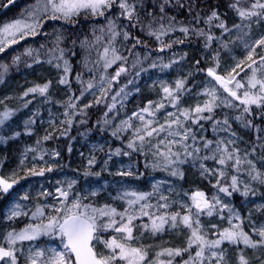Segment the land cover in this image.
I'll list each match as a JSON object with an SVG mask.
<instances>
[{
  "label": "rangeland",
  "instance_id": "374dc122",
  "mask_svg": "<svg viewBox=\"0 0 264 264\" xmlns=\"http://www.w3.org/2000/svg\"><path fill=\"white\" fill-rule=\"evenodd\" d=\"M139 1L146 2V0ZM129 3L134 5L131 0H129ZM158 3L161 8L164 0H158ZM167 5L164 4V7ZM247 5V2H244L242 6L247 7ZM134 6L135 10H138L137 5ZM16 9L13 11L14 18L2 22L0 26V47L2 48L15 44L26 35H32L33 28L36 33L40 29L41 20L50 16V13L47 15L44 13V0H30L29 3L17 6ZM106 10H112L116 17H120L121 9L118 3L104 11ZM122 18L125 19L124 16ZM134 18L135 16L133 20ZM17 20L31 26V28H22V31L17 32L15 36L3 33L2 30L6 25L13 24ZM242 23L250 24V27L240 29L232 27L230 31L224 32V37L217 42L215 47L206 49L207 71L211 68L220 76L230 78L229 74H231L235 77L236 71L250 61L247 59L249 51L255 48L254 58L260 54V49H264V47H258L255 44V41L264 36V19L254 17L251 21L242 22L240 20L238 24ZM101 29L104 31L102 32ZM101 29L98 31L99 34H107L113 37L108 31V25ZM125 29L126 25L121 29L116 27L115 31L118 33L121 30L118 33L121 36L122 31ZM14 39L15 43L12 42ZM103 49L99 59H101L102 65L106 67L105 48ZM108 49L107 58L112 59V48ZM7 60L5 61V58L0 59V65L4 61L6 63ZM117 61L106 68L112 67ZM179 63L181 64L180 68L177 66L164 67L162 61L156 63L155 67L151 69V73L146 75L142 84L146 98L142 105L133 111L125 114L120 105L121 100L115 96L109 109L118 115V118L114 119L116 129L113 130V133L118 135L117 138L122 147L120 152H104L103 157L100 158V152L106 146L104 140L98 139L87 143L86 149L80 150L78 157L80 161L85 160L84 165L90 174L83 173L80 163L75 168L76 173L62 169L58 163L59 160L56 159V152L52 149L48 140L53 134L67 130L76 111L93 103L100 91L102 93L106 86V80H102L93 86L85 95L73 98L66 92L67 84L59 82L62 78L61 71L64 65L55 63L52 60L44 61L40 59L38 62H34L29 70L35 74L36 86H43V84L50 82L48 91L44 95H40L38 92H30L29 89L34 87H26L25 84H20V87L15 86L8 80L9 77L4 79L3 74L1 75L0 121L2 123H0V135L8 137L13 144L14 153L11 158L14 159V163L9 162L8 167L0 165V179L12 184L11 189L4 192L9 193L11 198L0 213V247L9 248L6 238L9 232H20L29 224L33 226L41 223L47 224L50 216L62 214L57 213L56 208L64 209L65 204L70 207L72 200L79 198L82 205L89 206L87 209L89 212L92 208H104L106 205L115 208L117 213H124L125 209H128L127 215L135 217L132 221V234L135 239L121 242L144 250L146 260L142 264H168V261H171V264H179L173 260L177 256L174 254V250L188 247L190 229L183 224H180L178 228H173L170 217L176 213H180L181 216L188 214L187 209L182 205L191 208L192 195L197 191L202 192L193 186V173H198L199 176L205 179H213L215 185L219 180L220 183L210 198L206 196L205 198L212 201L213 195H216L223 204L228 205V208L223 211L220 210V205H217L212 217L206 214L200 217L204 225V231L207 232L206 239H218L220 231L225 228L231 229L233 224L240 226L243 222H246L251 233L257 235V239H260L257 230L264 227V218L261 217L264 210V149L246 143L241 134L231 131L230 123H228L230 125L229 131L221 130L227 125H224L223 121H219V125L216 124L214 111L229 108L223 104L214 108L211 114L213 119L211 120H199L195 124L192 123L191 119L184 120L178 109L170 103L171 98L163 92L164 87L175 88L176 81L184 80L189 74L188 61L184 56L180 58ZM260 63L261 61L256 63L253 68H258ZM238 64L240 67H237ZM56 65H59V67ZM233 69H235L234 72ZM262 73H264V69L257 72V77L260 78ZM250 76L251 69L242 81L237 80L235 77V80L229 85L237 91L238 96L241 98L245 90L250 93L258 92L259 86L256 89L247 87ZM236 81H240L244 87L236 89ZM211 87L217 89L218 97L226 98L231 104L239 103V99L232 100L212 77L207 76L203 80L202 87L195 92L190 93L186 88L187 91L180 97L179 109L194 110L198 103L202 106L206 100L210 99L204 94L205 89ZM103 95L109 96L110 93L107 90L105 93L103 92ZM69 104L74 105V107H69ZM159 104H163L164 107L157 109ZM144 108H148L150 112H155V115L150 116L148 113L142 112ZM169 112L175 115L168 117L167 113ZM5 113L8 114L7 117L4 116ZM134 113L144 115L145 122L152 121V127L165 124L166 119L172 120L179 117L187 128L191 129L189 139L184 142L191 146L187 151H192L193 147H199L201 149L200 157L210 156L212 153L203 149L204 142L212 141L210 147L215 149L217 147L216 142L221 141L220 146L227 148L229 151L232 148L239 149L235 155L240 157L241 163L235 165L233 159L229 161L228 166L223 167L213 159L194 160L192 157L186 156L184 147L179 143L160 145V151L165 153L166 159L165 156H161L157 152L155 147L166 133H161L160 136L154 135L151 138L146 137L145 142L141 144L136 137L135 130L143 128V122L137 119ZM222 113L225 116L227 115L226 112ZM202 115L207 116L210 114L203 113ZM130 117L131 120H129ZM126 120L129 121L131 127L123 123ZM7 121H9L6 124L7 127L3 126ZM175 127L173 125V128ZM179 130L184 131V129ZM192 136H195V141H193ZM174 139L179 140V137ZM229 140L235 141V143L230 144L228 143ZM130 142L135 143L136 150L128 147ZM168 147H171L172 152L176 155H168ZM125 153L128 154L125 155ZM181 161L184 162L181 163ZM248 161H251L252 164H249ZM201 163L209 169L216 170L214 174H202ZM15 164L27 173V176L23 175L22 180L18 179V172L13 168ZM253 165L255 170H253ZM221 169L225 173L223 176L220 175L219 170ZM173 170H176L178 174L173 175ZM41 171L43 175L38 174ZM143 171L147 173V188L138 184ZM80 174L83 175V178ZM234 176L236 177V187L238 189L236 191L232 189ZM253 177L259 178L254 179ZM69 184H71V187H69ZM219 187L227 188L231 195L220 192ZM58 189L69 193L67 201H64V198L60 196ZM246 190L247 195H244L243 193ZM0 192L3 191L0 190ZM92 193H95V195ZM132 193L136 195H131ZM137 195H143L144 199L137 200ZM25 196L28 198L24 199ZM129 201H136V203L130 204ZM212 202L214 203V201ZM14 208L21 215L9 219ZM37 208L42 209L43 216L33 217V213L36 212ZM191 210L195 212L194 208ZM232 213H238L240 219H236L232 216ZM127 215H125L123 221L120 215L111 217L117 222L112 228L119 227L121 223H127ZM161 216L165 217L168 223L165 224L162 231L153 233L151 231L152 221L156 220L159 223V217ZM100 218L103 217L97 215V219ZM229 219L232 220V224H229ZM16 222H22L25 226L15 230L12 227ZM212 224L217 227L212 228ZM145 225L148 227L146 228ZM112 228L107 229L112 233L109 236H100V239L93 240L94 251L108 254L110 250L105 247L103 241L125 235L113 231ZM59 245L60 240L58 237L41 234L35 240L16 242L12 249L16 257V264H28L29 249L34 252L52 247L59 248ZM169 249L173 250V255L168 254L167 250ZM220 250L224 251L225 264H239L241 256L248 261V264H261V261L264 260V247L252 248L246 246L243 242L235 244L225 242L222 244L221 249L217 251ZM189 251L195 255L196 247L193 246ZM118 263L120 264V262ZM2 264H12L11 258H7ZM121 264H123L122 261ZM204 264H208V262L205 261ZM213 264H215L214 261Z\"/></svg>",
  "mask_w": 264,
  "mask_h": 264
},
{
  "label": "trees",
  "instance_id": "16d2710c",
  "mask_svg": "<svg viewBox=\"0 0 264 264\" xmlns=\"http://www.w3.org/2000/svg\"><path fill=\"white\" fill-rule=\"evenodd\" d=\"M8 1L10 0H0V8ZM29 1L19 0L11 6L0 17V26L2 22L14 18L13 11L17 10V6L29 3ZM131 2H134L138 8L135 10L134 20L126 19L125 21L122 18L121 10L120 17H116L112 10L104 11V16H92L89 13L86 17L84 13H81L73 17L74 23L65 22L63 19L45 18L41 20L40 29L35 34L26 35L20 41L0 51V59L5 58V61L8 59L6 63L4 61L0 65V79L3 74L4 79L9 77L8 80L18 87L20 84H25L26 87L36 86L35 74L29 70L34 62L40 59L52 60L64 65L61 75L66 77L68 81L66 92L73 98L85 95L91 89L88 88L89 84L95 86L102 80H106V86L102 93L100 91L93 103L76 111L67 130L53 134L48 140L56 152V159L59 160L60 167L68 172L76 173L75 168L80 163L83 173L90 174L84 165L85 160L80 161L78 154L80 150H85L87 143L91 141L104 140L106 146L100 152V158L103 157L104 152H120L122 144L117 138L118 135L113 133V130L116 129L114 119L118 118V115L109 109L114 100L113 97L116 96L121 100L120 105L125 114L140 107L146 98L142 84L146 75L150 74L151 69L155 67L154 65L162 61L164 65L180 68L179 60L183 56L188 61L190 70L184 79L185 88H188L190 93L195 92L202 87L203 80L208 76L205 60L206 49L215 47L225 34L223 29L217 25L222 21L230 29L240 22L237 12L230 7L235 0H169L163 13L160 11L158 0H146V2L131 0ZM244 2L245 0H241L239 6L244 7L242 6ZM246 2L248 5L244 8L250 7L254 0H246ZM213 11H216L219 20L213 18L209 22L208 17ZM109 20L115 22L117 29L126 25L121 36L116 35L113 38L107 34L98 33L99 29L108 25ZM132 24H136V26L132 27ZM149 24L153 31L167 30L170 27L172 30L166 31L160 36V40H157L155 36L148 35ZM181 27L189 28L187 35L179 30ZM193 29L203 30L204 34L198 35ZM124 32L129 33L128 39L124 38ZM208 35H212L213 40L208 41ZM98 37L99 39H97ZM137 40L141 43H137ZM179 40H183V43L177 42ZM168 44H171V47H167ZM134 45L135 47H133ZM103 48H115L117 53L126 59L118 60L112 67L106 68L99 59ZM262 55H264V49H260V54L253 59L258 63ZM65 61H67V65H65ZM251 63L252 61H248L236 71L234 75L237 80L242 81L247 76L250 71L248 65ZM65 67L68 69L67 72ZM121 67L125 71L117 77L116 73ZM121 88H124L123 92L120 91ZM107 90L110 95H103V92L105 93ZM82 91L83 95H81ZM97 100L100 102L97 103ZM233 105L235 107L215 110V119L217 121L227 119L231 125V131L241 134L246 143L264 149V107L249 105L250 112L245 113L243 112L244 105L240 102ZM222 112H226L227 115L225 116ZM237 116H241L242 120H237ZM9 121L3 126L7 127L6 124ZM13 153L14 147L10 139L5 135H0V165L8 167L9 162L14 163V159L11 158ZM130 154L132 155V153ZM13 168L18 172V179L22 180L23 175L27 176V173L17 164ZM80 176L83 178L82 174ZM146 180L147 173L143 171L138 184L147 188ZM192 181L193 186L208 198L217 187H214L213 179H205L198 173H193ZM10 198L9 193L0 192V213ZM239 208L241 209V207ZM241 212L243 213L242 210ZM261 217L264 218V210ZM101 220L107 223L109 218L98 219V221ZM24 226L25 224L22 222H16L12 228L17 230ZM240 228L252 239L259 240L257 235L251 233L246 222H243ZM110 234L112 233L109 230H98L95 235L100 239V236L106 237ZM189 253V250L181 251V254L175 256L173 260L176 263L184 264L190 259ZM191 255L194 256L192 253Z\"/></svg>",
  "mask_w": 264,
  "mask_h": 264
},
{
  "label": "snow or ice",
  "instance_id": "6c2138e0",
  "mask_svg": "<svg viewBox=\"0 0 264 264\" xmlns=\"http://www.w3.org/2000/svg\"><path fill=\"white\" fill-rule=\"evenodd\" d=\"M169 0H164V4H168ZM246 2V0H245ZM121 9V15L124 16L125 19L131 21L135 14V6L129 3V0H44V13L47 15L50 13L49 18L51 19H63L65 22L74 23L73 17L79 15L81 12L87 17L90 13L92 16H104L105 9L111 8L113 5L117 4ZM164 4L161 5L160 11L163 13L165 11ZM241 0H235L234 3L230 5L232 9H234L240 20L243 21H251L252 18L264 19V0H254L250 4V7L244 8L240 7ZM183 7V5H180ZM149 15H152L149 13ZM155 18V17H153ZM213 18L219 20V16L217 15L216 11L211 13V16L208 17V21L210 22ZM174 19V18H173ZM132 27H135L136 24H132ZM117 25L113 20H109L108 23V31L112 34L113 38L118 35L115 31ZM217 27L223 29L224 32L230 31L225 24L221 21ZM237 29L240 28H247L250 27V24H236L234 25ZM22 28H31V26L23 24L22 21L17 20L13 24H8L2 30L3 33L13 35L17 32H21ZM148 35H153L156 37L157 40H160V36L165 34L166 31L172 30L171 27L167 30L162 31H153L151 30V25H148ZM163 29V26H162ZM181 32L185 33L186 35L189 32V28L181 27L179 29ZM103 32L104 30L101 29ZM198 35H203V30H196ZM32 34H35V29H32ZM129 33L124 32V38L128 39ZM212 35H208V41L213 40ZM99 39V37L97 38ZM15 43V39L12 41ZM179 43H183V40L177 41ZM137 43H141V41L137 40ZM256 46L264 47V36L260 39L255 41ZM167 47H171V44L166 45ZM135 47V45L133 46ZM163 50V49H161ZM0 51H3V48L0 47ZM62 52V50H61ZM109 52L108 48H105V65L110 66L116 60L126 59L125 57L120 56L117 53L115 48L111 49L112 59L107 58V54ZM255 52V48H253L248 53L247 59L252 61L251 64L248 65V68L251 69V76L248 78L247 87L250 89H256L258 87V92L250 93L249 91L245 90L243 92V97L241 98L238 96V93L233 88L229 87L232 84L233 80H235L234 76L229 74L230 78H226L216 74L214 69H208V76L212 77L217 84H219L225 93L228 94L232 98V100L239 99L240 104L244 105L243 112L249 113V105H256L257 107H264V73H262L261 77H257V72L261 69H264V55L260 56L261 63L259 64L258 68H253L252 65L256 64L257 61L253 59V53ZM18 59V58H17ZM38 62V61H37ZM51 62V61H49ZM67 65V61L64 62ZM59 67V65H56ZM155 66V65H154ZM169 65H164V67H168ZM237 67H240L238 64ZM65 71L67 72L68 69L65 67ZM125 69L121 67L119 71H117L116 76L118 77ZM235 69H233V72ZM103 79V77H102ZM115 79V78H113ZM61 84L68 83L66 77H62L59 81ZM50 83V82H49ZM49 83L43 84V86H36L32 89H29L30 92H38L40 95H44L49 88ZM93 85L89 84L88 88H92ZM244 85L240 81H236L235 88L240 89L243 88ZM121 92L124 91V88L120 89ZM187 91L185 88V80H177L175 83V88L164 87L163 92L166 94L167 97H170V103L173 107L177 108L180 112V115L184 117V120L187 121L191 119L192 123L195 124L199 120H211L213 119L212 113L214 108L219 107L220 104H223L226 107H235V105L231 104L226 98H220L217 96V89L215 87L206 88L204 94L210 97V99L206 100L203 105L201 106L200 103L197 104L194 110L190 109H179V100L183 93ZM27 94V93H26ZM83 91L81 95H83ZM115 99V97H113ZM97 103L100 101L97 100ZM69 107H74V105L69 104ZM163 104L157 105V109L163 108ZM144 113H148L150 116H154L155 112H150L148 108H144L142 110ZM194 112V115H193ZM203 113H209L210 115L204 116ZM67 114V113H66ZM7 113L4 114L7 117ZM174 113H167L168 117H173ZM134 116L143 122V128H137L135 130L136 137L139 139L141 144L145 142V138H151L154 135L160 136L161 133H166V135L160 139L157 144L155 145L157 152L161 156H165V153L160 151V145H173V144H182L185 149L186 156L192 157L194 160L201 159V160H208L213 159L215 162L223 167L228 166L229 161L235 160V165H239L241 163V159L239 156L235 155L239 149L232 148L229 151L227 148L221 147V141H217V147L215 149L211 148L212 141H205L203 144V149L208 150L212 153V155H204L203 157L199 156L201 149L199 147H193L192 151H187L190 145L184 143L189 139L191 134V129L187 128L186 124L182 122L179 117H176L172 120L165 121V124L159 125V127H152V121L145 122V116L142 114H135ZM132 118L130 117L129 120ZM237 120H242L241 116L236 117ZM2 123V121H0ZM125 125L129 124V121L126 120L123 122ZM217 125L220 124L219 121L216 122ZM224 125L227 127H223L221 130L229 131L230 125L228 124V120L225 119L223 121ZM173 125L176 127L173 128ZM179 129H184L181 132ZM175 137H179V140L174 139ZM47 139V137H45ZM173 138V139H170ZM193 141H195V136H192ZM228 143L234 144L235 141L229 140ZM130 149L136 150V145L134 142H130L128 144ZM168 155H176V153L172 152V148H167ZM128 153H125L127 155ZM219 154V155H217ZM167 159V156H165ZM184 161H181L183 163ZM249 164H252L251 161H248ZM201 169H203L202 174H214L216 170L209 169L205 167L203 163L200 164ZM49 171L51 169H48ZM253 170H255L253 165ZM220 175L223 176L225 173L221 169ZM37 174V173H33ZM43 175L41 171L38 173ZM173 175H177V171L173 170ZM254 179L259 177H253ZM219 180H217V185H219ZM217 185H214L217 186ZM12 187L11 183H8L5 180L0 179V190L3 192H8L9 188ZM71 187V184H69ZM233 191L238 190L236 187V177H233V184H232ZM155 190V186H154ZM58 191H60L58 189ZM220 192H224L228 195H231L228 192V189L225 187H219ZM95 195V193H92ZM244 195H247V190ZM131 195H136L132 193ZM60 196L64 198V201L68 200L69 193L67 191H60ZM27 199L28 197H23ZM144 199L143 195H137V200ZM192 205L191 208H188L187 205H182L187 209L188 214L181 216L180 213L173 214L170 217L171 226L173 228H178L180 224H183L185 227L190 229V236L188 238V247L185 249H176L174 250L175 255H180L181 251H188L193 246L196 247L195 255L192 256L189 253V261H185L184 264H204L205 261L208 264H225L224 260V251L221 249L222 244L225 242L229 244H235L243 242L246 246L256 248L257 246L264 247V227H261L257 230V234L259 235L260 239L254 240L248 234H246L239 225H232V228H225L223 231L219 232V238L215 240L206 239L207 232L204 231V225L200 220L202 215H207L212 217L214 214V210L216 209L217 205H220V210L223 211L225 208H228L227 204H223L221 200L216 196L213 195L212 201H209L205 198V194L203 192L197 191L191 197ZM130 204L136 203V201H129ZM18 207V206H17ZM89 208L88 205H82L79 198L73 199L71 202V206L69 207L65 204L64 209L56 208L55 211L57 213H62L58 216H50L48 218L47 224H39V225H31L29 224L26 228L21 230L20 232H9L7 234V240L9 244V248L5 249L4 247H0V260H4L5 258H11L12 264H16V257L13 254L12 246L16 242H23V241H31L35 240L39 235H49L58 237L60 240L59 248L52 247L47 250H36L32 251L29 249V257H28V264H118V262H123V264H142L146 260V253L142 248L133 247L121 241L123 240H133L135 237L133 236V225L132 221L135 218L133 215H127L128 209H125L124 213H117L115 208H111L110 206H105L104 208H92L91 212L87 211ZM194 208L195 212L191 209ZM231 212V210L229 209ZM21 215V213L14 208L9 216V219L12 217H16ZM43 216L44 212L42 209L37 208L36 212L33 213V217L35 216ZM97 215L100 217H109L107 223H104L102 220L98 221ZM115 215H120L121 220L123 221L125 215H127V223H121L119 227L112 228L114 224L117 222L111 217ZM147 215V213H145ZM236 219H240L238 213H232ZM168 223V220L165 217H159V223L156 220L152 221L151 224V231L153 233L160 232L164 229L165 224ZM229 224H232V220L229 219ZM147 228L148 226L145 225ZM212 228H216L215 224L211 225ZM112 228L113 231L117 233H123L125 235L121 237H113L110 240L103 241L105 247L110 250L108 254L98 253L94 251V245L91 243L94 239H98L95 235L98 230H107ZM169 255H173V250H167ZM43 258V259H42ZM168 264H171V261H168ZM239 264H248V261L241 256L239 259ZM261 264H264V260L261 261Z\"/></svg>",
  "mask_w": 264,
  "mask_h": 264
},
{
  "label": "water",
  "instance_id": "95a60500",
  "mask_svg": "<svg viewBox=\"0 0 264 264\" xmlns=\"http://www.w3.org/2000/svg\"><path fill=\"white\" fill-rule=\"evenodd\" d=\"M17 1H19V0H10V1H8V2H6L1 8H0V17H2L6 12H7V10L11 7V6H13ZM11 188H9V190H10ZM8 190V191H9ZM93 242V241H92ZM91 242V243H92ZM7 258H5L4 260H6ZM4 260H0V264L4 261Z\"/></svg>",
  "mask_w": 264,
  "mask_h": 264
}]
</instances>
